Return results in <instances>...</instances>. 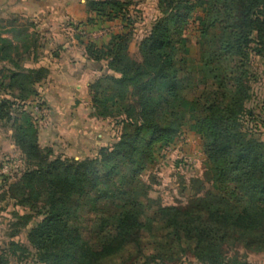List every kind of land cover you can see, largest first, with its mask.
<instances>
[{
  "label": "trees",
  "instance_id": "obj_1",
  "mask_svg": "<svg viewBox=\"0 0 264 264\" xmlns=\"http://www.w3.org/2000/svg\"><path fill=\"white\" fill-rule=\"evenodd\" d=\"M84 5L87 25L123 23L105 46L88 43L70 62L92 72L93 116L119 127L112 143L95 142L86 157L55 156L31 123L30 100L41 102L50 75L45 60L57 55L51 47L64 52V36H42L39 15L25 26L8 22L10 39L0 32V124L20 154L19 182L39 204L25 218L24 250L36 264H177L187 257L249 264L237 248L264 252V98L255 91L264 65V0H154L152 23L137 40L138 61L128 55L136 25L131 2ZM193 21L198 80L184 61V32ZM66 25L76 30L78 23ZM180 93L192 96L191 127L213 182L192 207L150 198L139 180L140 159L151 160L152 149L175 135L159 124L154 96L172 102ZM106 94L129 102L115 109ZM0 264H7L2 256Z\"/></svg>",
  "mask_w": 264,
  "mask_h": 264
},
{
  "label": "rangeland",
  "instance_id": "obj_2",
  "mask_svg": "<svg viewBox=\"0 0 264 264\" xmlns=\"http://www.w3.org/2000/svg\"><path fill=\"white\" fill-rule=\"evenodd\" d=\"M125 1L131 2L129 12L136 20L128 55L138 61L137 40L152 23L155 14L154 0ZM84 4L85 0H0L1 38H11V34L4 31L9 28L7 24L13 18L17 19V25L25 26L30 21H38L39 16H44L48 20L58 17L63 18L58 32L61 31V34L72 37V47L75 49L82 51L88 43L96 48L105 46L112 34L123 30V23L115 20L100 22L93 26L87 25L88 16L85 14ZM38 10L41 14L35 17L33 14ZM194 16L195 21L201 17L200 9H197ZM70 22L75 25L78 23L76 30L66 25ZM195 25V22L191 23L184 32L187 40L184 61L187 71L198 80L201 72L196 57L198 33ZM36 30L44 36L39 28ZM36 30L30 28L28 32L32 33ZM51 50L57 53L58 58L45 60V63L50 62L52 66L54 65L53 68L49 65L50 75L40 90L45 92L41 102L45 99L46 103L30 100L29 111L33 117L31 123L38 132L40 145L52 147L55 156L62 155L75 159L89 156L95 148V142L112 143L119 127L115 125L114 119L101 121L95 118L89 97L78 95L73 88L74 85H80V79L72 78L71 74L79 73V76H83L88 72L90 75L92 73L90 68L81 71L80 68L67 66L66 52L59 51L56 47H51ZM63 51H68V48ZM38 54L42 59L41 49ZM2 65L6 64L0 63V67ZM260 70L261 76L255 85V91L258 97L264 98V65ZM88 82L89 84L93 82L92 76H88ZM79 87L84 88L81 85ZM57 95L64 100L67 110L63 111L60 108L58 101L54 99ZM106 95V99L115 109L129 102L128 99H116L110 94ZM191 100L190 94L181 93L172 102L154 96V102L160 103L161 107L159 124L161 127H170L175 135L167 145L157 144L152 149L151 160L140 159L139 180L141 191H147V195L152 199L159 198L164 205L180 204L192 207L193 200L204 197L213 185L208 166L200 151V138L191 127L190 117L194 115ZM22 171L20 154L12 143L8 130L0 124V256L7 260V264H36L28 252L29 248L25 247L28 251L24 250L23 246L26 245H21L25 243L26 215L32 208L39 207V204L31 198L30 188L19 182ZM11 242L17 245L11 247L9 246ZM237 251L241 255L245 254L249 264H264V252L255 254L243 251L241 248H237ZM177 264L197 263L187 257L185 261Z\"/></svg>",
  "mask_w": 264,
  "mask_h": 264
},
{
  "label": "crops",
  "instance_id": "obj_3",
  "mask_svg": "<svg viewBox=\"0 0 264 264\" xmlns=\"http://www.w3.org/2000/svg\"><path fill=\"white\" fill-rule=\"evenodd\" d=\"M39 14H41V11H37L35 14H33L34 16H38ZM59 18L58 17H55L54 19H51V20H48V19H44L43 21V23L42 24H40V27H38L39 28V30L40 31H42V33L44 34V37L45 36H48V35H58V33L59 34H61L62 32L60 31V32H58L60 29H59V26L63 23V18H60L59 20H58ZM117 21V20H116ZM120 22V21H119ZM37 28V29H38ZM57 30V31H56ZM55 32H58V33H55ZM64 34H67V33H64ZM43 36V35H42ZM62 36H64L62 39H64L63 41H64V46L62 47V49L63 50H65V49H67V48H69L68 49V51H64V52H66L65 53V55H66V57H68V59H69V61H65V65H67V66H70L71 67V65H70V62H71V60H72V58H73V60L75 59V57H74V51L75 50H77V49H75L74 47H72L73 45H72V41H73V38L72 37H67V35H63L62 34ZM68 36H72L71 34H68ZM70 48L73 50V51H71L70 50ZM74 48V49H73ZM55 58H58V55H55ZM54 66V65H53ZM53 66L51 65V68H53ZM57 67L55 66V68L54 69H56ZM79 74V73H78ZM75 75V74H71L72 75V78H76V79H80V81H79V84L81 85V86H83L84 88L82 89L81 87H79L78 85H74V89H75V91L77 92V94L78 95H80V96H83V97H86L87 96V87H88V85H89V82H88V76H91V75H89L88 74V72H86V73H84L83 74V76H79V75ZM78 77V78H77ZM47 82V81H46ZM45 82V83H46ZM82 90H81V89ZM41 90V89H40ZM44 94H45V92L44 91H41V94H40V97L41 98H44L43 96H44ZM56 101H58V103H59V105L61 106L60 108H62L63 109V111H65V110H67L66 108H65V106H64V104H65V102H64V100L60 97V95H57V96H55V98H54ZM44 103H46L45 102V99H44V101H43ZM80 105V103H78V106ZM53 108V107H52Z\"/></svg>",
  "mask_w": 264,
  "mask_h": 264
}]
</instances>
